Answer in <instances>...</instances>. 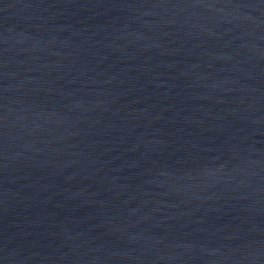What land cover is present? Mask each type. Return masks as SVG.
<instances>
[{
	"label": "water",
	"instance_id": "95a60500",
	"mask_svg": "<svg viewBox=\"0 0 264 264\" xmlns=\"http://www.w3.org/2000/svg\"><path fill=\"white\" fill-rule=\"evenodd\" d=\"M0 264H264V0H0Z\"/></svg>",
	"mask_w": 264,
	"mask_h": 264
}]
</instances>
